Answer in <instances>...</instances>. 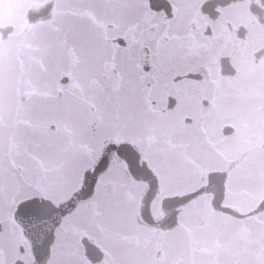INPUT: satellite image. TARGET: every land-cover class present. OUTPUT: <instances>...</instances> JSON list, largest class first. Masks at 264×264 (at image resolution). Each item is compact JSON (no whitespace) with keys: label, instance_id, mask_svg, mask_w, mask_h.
Masks as SVG:
<instances>
[{"label":"snow or ice","instance_id":"1","mask_svg":"<svg viewBox=\"0 0 264 264\" xmlns=\"http://www.w3.org/2000/svg\"><path fill=\"white\" fill-rule=\"evenodd\" d=\"M241 3L57 0L0 123V264H264V91L215 70Z\"/></svg>","mask_w":264,"mask_h":264},{"label":"flooded vegetation","instance_id":"2","mask_svg":"<svg viewBox=\"0 0 264 264\" xmlns=\"http://www.w3.org/2000/svg\"><path fill=\"white\" fill-rule=\"evenodd\" d=\"M56 3L57 0H25L18 5L15 0H0V50L6 48L12 53L9 70H0V82L6 72L2 83L8 87L6 95L0 93L3 107L0 123L4 125L14 122L22 93L35 85L30 83L31 69L38 71L39 83L44 78L40 53L48 33L47 21ZM228 18L244 27L216 42L217 53L223 59L216 62L215 70L217 75L222 70L227 81L233 70V60L236 57L242 59L248 70V81L242 92L252 106L257 103L255 94L264 91L259 81V76L264 73V0H243L237 7L229 9Z\"/></svg>","mask_w":264,"mask_h":264},{"label":"rangeland","instance_id":"3","mask_svg":"<svg viewBox=\"0 0 264 264\" xmlns=\"http://www.w3.org/2000/svg\"><path fill=\"white\" fill-rule=\"evenodd\" d=\"M15 2L18 3V5H22L25 2V0H15ZM2 55H4V58H2ZM11 62H12V53L8 52L6 48H4V50L1 49L0 50V65H2L3 68L0 67V70L8 71L11 66ZM38 74L39 73L36 69H31L30 71V83L31 84H35V85L40 84L37 81V78L39 77ZM5 79H6V72L3 73L2 78H1L2 81L0 82V93H5L6 95L8 93L7 92L8 87L4 85V83H2V82H5ZM1 101L2 99H0V112L3 110Z\"/></svg>","mask_w":264,"mask_h":264}]
</instances>
